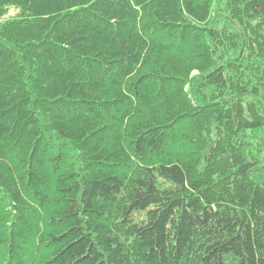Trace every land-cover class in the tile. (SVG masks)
I'll return each instance as SVG.
<instances>
[{
  "label": "trees",
  "instance_id": "obj_1",
  "mask_svg": "<svg viewBox=\"0 0 264 264\" xmlns=\"http://www.w3.org/2000/svg\"><path fill=\"white\" fill-rule=\"evenodd\" d=\"M0 264H264V0H0Z\"/></svg>",
  "mask_w": 264,
  "mask_h": 264
},
{
  "label": "rangeland",
  "instance_id": "obj_2",
  "mask_svg": "<svg viewBox=\"0 0 264 264\" xmlns=\"http://www.w3.org/2000/svg\"><path fill=\"white\" fill-rule=\"evenodd\" d=\"M15 12L11 10L10 15H13Z\"/></svg>",
  "mask_w": 264,
  "mask_h": 264
}]
</instances>
